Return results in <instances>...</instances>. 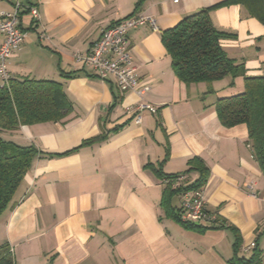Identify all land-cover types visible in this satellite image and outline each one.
Instances as JSON below:
<instances>
[{"label":"crops","instance_id":"crops-1","mask_svg":"<svg viewBox=\"0 0 264 264\" xmlns=\"http://www.w3.org/2000/svg\"><path fill=\"white\" fill-rule=\"evenodd\" d=\"M16 3L26 36L9 57V81H57L70 110L61 121L1 132L39 151L15 205L0 217V246L13 264H235L251 257L264 264V170L246 126H223L214 109L222 93L242 90V80L228 90H221L228 81L215 82L211 93L205 83L185 84L161 42L163 30L210 8L212 25L234 35L221 41L227 55L245 75H264V0H0V11ZM28 6H36L41 25ZM140 12L154 16L159 29H131L127 43L150 86L143 99L157 112L135 124L125 106L136 95L72 57ZM192 158L207 173L206 208L224 227L186 228L175 218L179 194L163 200L165 176L184 173L187 184L198 178V170L188 171ZM251 242L255 247L243 250Z\"/></svg>","mask_w":264,"mask_h":264},{"label":"trees","instance_id":"trees-1","mask_svg":"<svg viewBox=\"0 0 264 264\" xmlns=\"http://www.w3.org/2000/svg\"><path fill=\"white\" fill-rule=\"evenodd\" d=\"M141 1L138 0V3ZM209 9L203 8L186 15L173 27L163 30L161 42L171 58L175 76L185 84L205 83L206 93H211L215 82L228 81L221 89L228 90L234 87L237 79L242 80V90L222 93L214 109L223 126H246L256 158L264 170V75H245L243 66L227 55L221 41L234 35L212 25ZM259 18L264 22V17ZM69 110V101L57 81L11 79L7 86H0V217L15 205V195L39 153L32 144L19 145L3 139L1 132L15 131L20 125L61 121ZM104 136L87 138L77 148L99 141ZM189 165L188 171H199L198 178L188 184L186 180L183 185H175L176 179L184 173L165 176L163 200L182 191L204 187L207 181L204 167L196 158H192ZM175 218L186 228L204 229L192 222L182 221L178 213ZM217 221L218 225L209 227L226 226L219 217ZM0 250V264H13L10 251L4 245L0 246ZM234 260L235 264L259 262L255 257Z\"/></svg>","mask_w":264,"mask_h":264},{"label":"built area","instance_id":"built-area-1","mask_svg":"<svg viewBox=\"0 0 264 264\" xmlns=\"http://www.w3.org/2000/svg\"><path fill=\"white\" fill-rule=\"evenodd\" d=\"M21 6L16 3L12 11H0V34L3 37L0 43L1 86H7L9 83V57L20 48L26 36V32L20 26ZM27 10L32 19L41 25L36 6H28ZM144 25L154 30L159 29L154 16L140 12L105 28L88 52L74 53L72 57L79 67L88 66L102 80L112 77L121 91L136 95L139 100L125 106L126 114L135 124L141 122L145 113L155 114L157 112L156 105L143 99V95L150 89V86L148 82L140 79L133 63L131 48L127 43L128 32ZM186 180L185 175H180L175 185H183ZM179 197L178 215L182 221L218 225V215L206 208L204 187L182 191ZM254 247L255 242H251L243 247V250H250Z\"/></svg>","mask_w":264,"mask_h":264},{"label":"rangeland","instance_id":"rangeland-1","mask_svg":"<svg viewBox=\"0 0 264 264\" xmlns=\"http://www.w3.org/2000/svg\"><path fill=\"white\" fill-rule=\"evenodd\" d=\"M1 252H2V250H0V255H1Z\"/></svg>","mask_w":264,"mask_h":264}]
</instances>
